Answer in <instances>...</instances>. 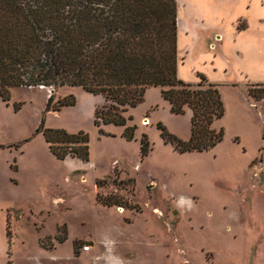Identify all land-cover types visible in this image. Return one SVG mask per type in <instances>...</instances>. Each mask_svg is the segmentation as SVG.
I'll return each mask as SVG.
<instances>
[{
    "label": "rangeland",
    "instance_id": "374dc122",
    "mask_svg": "<svg viewBox=\"0 0 264 264\" xmlns=\"http://www.w3.org/2000/svg\"><path fill=\"white\" fill-rule=\"evenodd\" d=\"M177 3L182 26L188 2ZM212 40L193 49L182 33L178 56L185 83H198L199 72L219 85L224 116L213 128L224 136L209 151L181 154L162 137L159 123L187 141L192 113L172 114L159 88L127 110L123 127L96 126L104 98L79 87L0 98V264H264V99L248 94L264 83H220L201 55L216 53ZM43 119L45 128L87 134L89 160L56 159L36 134Z\"/></svg>",
    "mask_w": 264,
    "mask_h": 264
},
{
    "label": "trees",
    "instance_id": "16d2710c",
    "mask_svg": "<svg viewBox=\"0 0 264 264\" xmlns=\"http://www.w3.org/2000/svg\"><path fill=\"white\" fill-rule=\"evenodd\" d=\"M177 18V0H0V98L8 102L15 88L79 87L104 98L95 112L96 126L123 127L131 119L127 110L155 87L172 114L192 113L187 141L159 123L162 137L181 154L212 150L224 136L213 128L224 116L219 85L203 74L196 84L179 79ZM248 94L263 100L264 87L250 86ZM135 130L127 127L123 136L132 141ZM36 134L58 160H89V137L83 132L45 128L43 119ZM141 145L146 153V136ZM77 248L74 243L75 253Z\"/></svg>",
    "mask_w": 264,
    "mask_h": 264
},
{
    "label": "crops",
    "instance_id": "0c3cea01",
    "mask_svg": "<svg viewBox=\"0 0 264 264\" xmlns=\"http://www.w3.org/2000/svg\"><path fill=\"white\" fill-rule=\"evenodd\" d=\"M187 2L188 17L185 22L182 21V26L178 8V56L182 33L193 49L208 34L214 40V43L213 40L209 42L208 48L214 49L216 53L206 51L201 55L215 67V72H220L224 78L220 83H264V0ZM183 70L184 64H179L178 74L181 80Z\"/></svg>",
    "mask_w": 264,
    "mask_h": 264
},
{
    "label": "built area",
    "instance_id": "2783aa9c",
    "mask_svg": "<svg viewBox=\"0 0 264 264\" xmlns=\"http://www.w3.org/2000/svg\"><path fill=\"white\" fill-rule=\"evenodd\" d=\"M83 249H84L85 251H87V250L89 249V247H88V246H85Z\"/></svg>",
    "mask_w": 264,
    "mask_h": 264
},
{
    "label": "bare ground",
    "instance_id": "6f19581e",
    "mask_svg": "<svg viewBox=\"0 0 264 264\" xmlns=\"http://www.w3.org/2000/svg\"><path fill=\"white\" fill-rule=\"evenodd\" d=\"M40 89H45V87H41ZM148 121V120H147Z\"/></svg>",
    "mask_w": 264,
    "mask_h": 264
}]
</instances>
